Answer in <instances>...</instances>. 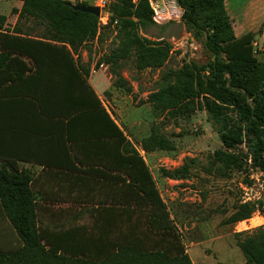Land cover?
<instances>
[{"label": "trees", "instance_id": "trees-1", "mask_svg": "<svg viewBox=\"0 0 264 264\" xmlns=\"http://www.w3.org/2000/svg\"><path fill=\"white\" fill-rule=\"evenodd\" d=\"M22 2L12 35L3 33L6 18L0 16V72L6 70L13 59L20 64L13 68L14 77L0 82V102L7 98L25 100L37 120L65 126L66 137L73 143L80 141L75 126L79 130L94 127L90 132L98 136L89 143L96 145V152L101 156L105 154L104 146L105 152L109 146L113 154L117 152L112 155L111 168L109 162L102 163L106 171L124 172L122 196L141 198L145 203L148 201V205L160 206L161 203H156L153 177L146 163L88 85L89 70H82L75 58L87 42L99 40L102 30L113 29L124 36L123 42L113 57L101 60L98 66L103 62L114 66L118 62L115 59L125 58L136 49L143 68H162L170 58L172 44L168 40L153 44L138 36L156 24L149 0H114L106 26L93 15L75 11L70 2ZM177 2L184 11L182 25L203 46L210 61L206 65L190 62L173 74L163 88L150 94L148 102L161 114L182 104L192 105L194 110L198 103L206 111L223 145V149L212 156L213 161L224 172H246L251 168L264 179V62L254 54L252 35L234 37L224 0ZM23 20L33 21L34 26L24 29L20 25ZM42 27L44 32L34 36L35 29ZM260 54L264 56V44ZM113 75L117 77V85L125 83L121 74ZM7 85L12 91L2 90ZM142 148L146 153H154L168 151L171 146L153 128L151 135L142 142ZM17 159L21 158L13 153L10 155L7 147L0 144V163H6L0 169V217L6 222V225L0 224V264H192L188 255L173 260L164 253L146 252L124 244L99 262L86 253L70 259L59 256L62 244H54L56 239L38 230L33 178L19 172ZM79 163H90L92 169L99 162L80 160ZM187 174L188 167L184 166L181 170L166 172L165 176L184 180ZM108 178L112 185L117 182V177L107 173L102 181L107 182ZM242 209L241 219L253 213L248 205ZM258 211L264 217V198L258 203ZM150 221L152 226L157 223L153 216ZM239 245L246 264H264V234L262 238L248 239ZM99 247L101 244L93 245L97 251Z\"/></svg>", "mask_w": 264, "mask_h": 264}, {"label": "rangeland", "instance_id": "rangeland-1", "mask_svg": "<svg viewBox=\"0 0 264 264\" xmlns=\"http://www.w3.org/2000/svg\"><path fill=\"white\" fill-rule=\"evenodd\" d=\"M19 1L22 2L0 0L1 13L18 14L15 6ZM224 2L234 37L240 39L251 34L254 54L264 62L260 54L264 44V0ZM77 3L94 6L96 0H77L74 4ZM20 25L27 29L34 22L23 20ZM35 31L33 35L38 36L44 27ZM138 36L153 44L161 40L172 44L170 58L162 68H143L136 49L125 58L115 59L118 62L114 66L104 62L98 66L101 60L113 57L123 42L124 36L113 29L102 30L99 40L87 42L78 53L82 57L86 54V62L79 58L78 63L82 70H89V75L99 72L97 77L104 76L107 87L97 97L146 163L160 206L148 205L141 198L127 199L122 196L121 183L107 189L100 185L102 179L98 177L75 179L65 183L66 187L49 185L45 189L31 176L38 230L56 239L54 244H62L59 256L66 259L86 253L99 262L124 244L146 252L164 253L173 260L188 255L192 264H246L240 242L262 238L264 234V217L258 211V203L264 198L262 174L251 168L246 172L220 169L212 156L223 145L198 103L194 110L192 105L182 104L161 114L148 102L150 94L163 88L173 74L190 62L206 65L210 56L183 25L151 27ZM15 66L16 60L12 68ZM115 73L121 74L125 83L117 85ZM153 128L169 141L170 150L154 153L143 150L142 142ZM97 136L94 133L85 139ZM184 166L188 167L186 179L171 180L165 176L166 172ZM114 173L125 177L120 170ZM247 205L253 213L241 219L242 207ZM152 216L157 221L155 226L151 225ZM124 220L127 222H121ZM94 242L101 244L98 251L93 249Z\"/></svg>", "mask_w": 264, "mask_h": 264}, {"label": "crops", "instance_id": "crops-1", "mask_svg": "<svg viewBox=\"0 0 264 264\" xmlns=\"http://www.w3.org/2000/svg\"><path fill=\"white\" fill-rule=\"evenodd\" d=\"M22 6L23 3L19 1L17 6H15L16 9L19 10V13L13 16L3 14L0 11V15L7 18V24L3 29L4 34H13L18 23ZM80 55L75 57L76 60L81 58L83 60L82 63H85L86 54H84L83 57ZM13 62L14 59L9 62L6 70L0 72V82H4L2 77L6 79L14 77L13 72L15 70L12 68ZM17 65L20 66L18 63ZM98 75L99 72L91 73L88 78V85L94 90L96 95L100 97L105 93L107 84L105 83L104 76L97 77ZM10 85L5 86L2 90H7L8 92L12 91ZM25 103V100L21 98H7L4 99L3 102H0V137L4 136V138H0V144L7 147V151L10 155L13 153L21 158L17 159L20 173L29 174L37 180V185L45 189L49 185L62 188L65 186V183H70L75 179L79 181L80 178L82 179L85 177H98L99 179H103L105 173H107L108 176L117 177V182L112 186L108 178L107 182L102 181L100 184L101 186H105V188L112 190V187H118L117 185L121 183L120 186L122 187L121 177H119L117 173H114L117 169L114 170L113 173L110 170L106 171V169L103 168L105 163H102L103 161L109 162L108 166L111 168L110 162L112 157H114L112 155H116L117 152L113 154V150L110 146L108 147V152H105L104 146L103 153L105 154L101 156V154L96 152V145L92 143L95 145L92 146L89 143L94 140L85 139L87 135H94L95 132H90V130H94V127H87L86 129L79 130V128H77L78 126H75L77 129L76 134L80 135V141H75V143H73V140L66 137L65 126L55 123H43L37 120V118L30 113V109ZM109 115L112 118V115ZM106 154L108 158H106ZM80 160L99 163L95 164V166L90 169V163L80 165ZM4 165H6V163H0L1 167ZM45 177L49 181L43 179ZM125 220L121 222L126 223L127 221ZM1 223L6 225L2 217H0V224Z\"/></svg>", "mask_w": 264, "mask_h": 264}, {"label": "built area", "instance_id": "built-area-1", "mask_svg": "<svg viewBox=\"0 0 264 264\" xmlns=\"http://www.w3.org/2000/svg\"><path fill=\"white\" fill-rule=\"evenodd\" d=\"M70 2L73 5L77 0H62ZM136 2L139 0H135ZM114 0H96L93 7L101 10L100 22L106 26L111 16L109 10ZM150 6L154 12L156 24L153 27H170L173 25H182L184 11L179 6L177 0H149ZM262 51V50H261Z\"/></svg>", "mask_w": 264, "mask_h": 264}, {"label": "water", "instance_id": "water-1", "mask_svg": "<svg viewBox=\"0 0 264 264\" xmlns=\"http://www.w3.org/2000/svg\"><path fill=\"white\" fill-rule=\"evenodd\" d=\"M72 7L75 11L82 12L85 14H90L95 16L96 18L101 17V10L98 7H93V6L83 7L81 5H73Z\"/></svg>", "mask_w": 264, "mask_h": 264}]
</instances>
